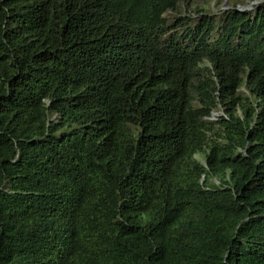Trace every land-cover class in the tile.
Listing matches in <instances>:
<instances>
[{
	"label": "trees",
	"instance_id": "trees-1",
	"mask_svg": "<svg viewBox=\"0 0 264 264\" xmlns=\"http://www.w3.org/2000/svg\"><path fill=\"white\" fill-rule=\"evenodd\" d=\"M212 1L0 0V264H264V2Z\"/></svg>",
	"mask_w": 264,
	"mask_h": 264
},
{
	"label": "clouds",
	"instance_id": "clouds-1",
	"mask_svg": "<svg viewBox=\"0 0 264 264\" xmlns=\"http://www.w3.org/2000/svg\"><path fill=\"white\" fill-rule=\"evenodd\" d=\"M263 2H264V0H247V3H246L245 6H242V5L239 4L237 6V9L241 10V11L250 10V11L255 12L257 6L259 4H261V3H263ZM222 3L226 5V7H227L226 9H221ZM216 4H217V6H216ZM210 6H211V9H213L215 12L218 9L217 13L224 12L227 9L230 8L229 5H227V1L226 0H220V1L213 0L212 2H210ZM210 6L208 7V9H210ZM239 7H244V8H239ZM199 16H200V13L199 14H194L193 13V18L199 20ZM210 16H213V15L210 14ZM237 91L249 93L245 87H242L241 89H237ZM205 118L208 119V120H211V121H216V120H218L220 118L228 119V116H227V113L225 111L224 106L220 105V107H218L217 109L211 110L209 115L205 116ZM204 149H205V147H204ZM204 149L202 151L194 152L192 157H193L194 160L199 162L202 166L207 167L208 163H207V159H206V156H205V153H204ZM236 152L239 153V154L241 153L243 155H246V147L242 148V147L238 146L236 148ZM204 179H205V175H203L202 181H204ZM213 183L215 185L219 186V187L222 185V181L220 179H218L217 177L213 178Z\"/></svg>",
	"mask_w": 264,
	"mask_h": 264
},
{
	"label": "rangeland",
	"instance_id": "rangeland-1",
	"mask_svg": "<svg viewBox=\"0 0 264 264\" xmlns=\"http://www.w3.org/2000/svg\"><path fill=\"white\" fill-rule=\"evenodd\" d=\"M226 8H227L226 5L222 3L221 9H226ZM239 8H244V7H239ZM217 11H218V9H217ZM217 11H216V12H217ZM176 16H177V15H176Z\"/></svg>",
	"mask_w": 264,
	"mask_h": 264
}]
</instances>
